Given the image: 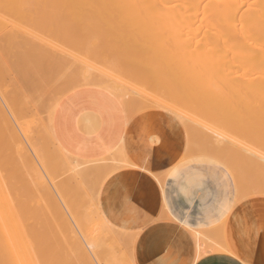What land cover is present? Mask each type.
I'll use <instances>...</instances> for the list:
<instances>
[{
  "label": "bare ground",
  "instance_id": "bare-ground-1",
  "mask_svg": "<svg viewBox=\"0 0 264 264\" xmlns=\"http://www.w3.org/2000/svg\"><path fill=\"white\" fill-rule=\"evenodd\" d=\"M88 23H93V26ZM84 24L91 26V29L97 25L98 28L95 29H100L101 33L103 29L107 31L109 28L107 31L109 34L103 31L106 33L103 34V37L105 35L108 40L104 39L105 42H103L104 40L101 41L103 37L100 38V43L105 45H109L106 41L110 42L111 38L117 35L112 33L116 29H122L125 32L115 31V33L124 34L122 36L125 41L128 37L126 36L128 35L126 29L132 31L129 35L139 34L138 36L142 37L143 34L146 39L144 37L142 39L146 43L143 42L144 40L141 41L146 44V47L140 44L138 39L135 42L145 48V52L143 50L142 52L149 64L144 65V67H149V69L146 67V73L149 70L151 75L157 76L155 78L158 80H153L155 86L161 85L168 91L171 89L180 94L181 97L177 101L184 103L182 105L181 102L180 105L178 102L180 109L187 104L196 114V117L190 121L191 116L189 115L191 113L186 111L189 108L186 107L187 105L185 106L183 116L186 120L183 129L185 137L190 138V141L188 140V142V138L186 139L188 142L186 144L189 146L186 145L187 148L185 147L186 153L184 152L183 160L202 156L223 163L236 182L239 201L257 194L264 195V156H262L264 154V0H0V264H120V262L127 264V261L128 264H135L132 254L129 259L122 257L123 255L116 256L118 254L116 252L119 250L117 247L118 250L114 251L120 240L128 241L131 245V235L111 224L102 214V210L100 211L101 208L99 209V194L103 182L119 168L130 165V160L124 152L118 153L114 150V154L112 151V154L109 153L111 158L109 155L108 158L110 159L107 158L110 161L112 159V162L110 164L108 161L104 162L109 165L99 163L101 161L98 160L99 158H78L60 146L53 132V115L64 92L67 94L69 91L79 89H93L114 95L116 92H120L119 87H122L127 81L121 80V77L124 78L128 75L129 70L126 68V71L121 66L126 72L122 70L125 76L124 74L120 76L119 72L121 71L117 70L119 74H116L117 67L113 64L111 66L116 67V69L113 68L115 72L111 69L108 70V73L106 69L104 70L107 66L103 65L104 68L101 69L107 75L103 76L99 66V70H93L96 71L94 74L100 72L97 73L98 75L96 74L98 77L93 75L91 79L87 74H93L92 71L89 72L93 66L89 67V71L85 67L88 71V73L85 72L87 74L71 71L73 69L69 71L64 69L65 57L60 56L64 51H67L68 55H72V53L67 47L66 50L62 51L65 45L63 42L71 46L70 42L77 38V36L72 37L75 35L73 31L80 25L85 28ZM103 26L105 27L103 28ZM79 28L77 30L82 33V29ZM143 30L144 33H142ZM89 31L85 36L91 33V30ZM94 32L92 31L96 38L98 32L96 30ZM83 33L85 34V32ZM77 35L83 36V34ZM136 35L135 38L134 36L128 38L136 40L138 37ZM91 36L93 35L91 34ZM80 37L79 39L82 40ZM95 38H92L93 41ZM118 39L116 42L117 39L114 41L113 38L112 46L116 45L115 42L118 43L122 40L121 37ZM128 40L127 42H130ZM58 42L59 44L62 42L60 45H64L61 47ZM94 42H97V38ZM122 42L124 43L123 40ZM127 42L122 43V45L126 46ZM131 42L135 44L133 41ZM120 43L118 47L121 45ZM129 44L131 43H128L126 47L124 46V49L121 47L120 50L129 52L130 50H127L130 47ZM56 46H60L62 49L59 48L58 50ZM81 46L83 45L78 46V48ZM114 47L116 48L117 45ZM136 47H134L135 49L132 47L134 52L141 48ZM58 51L60 53L62 51V53L60 54ZM134 52L132 54L140 57L139 52H135L136 54ZM124 53L121 54L124 55ZM101 54H104L103 56L108 60L109 54L112 53L106 52L108 57H106L105 52ZM129 54L126 52L127 60L129 57L137 58V56L132 57ZM65 55L67 54L64 53ZM85 55L86 61L83 60V63L85 61L87 64L90 60H87V53ZM113 55L115 56V53L111 57ZM126 56H122L125 63H127V60L125 61ZM72 57L74 56L72 55ZM119 57L118 60L121 59ZM101 58L104 59V57ZM141 58L140 60L138 58L132 59L133 61L129 62L135 64L138 63L135 61L139 60V67L141 66ZM70 59L71 65L75 59ZM78 59L80 60V57ZM92 59L91 57V61ZM76 60L75 63L80 62L81 66V61L77 60L76 62ZM97 60H95L96 63ZM93 62L89 66L96 64ZM119 66L118 64V68ZM80 68L82 69V67ZM85 68H83V72ZM134 68L132 67V69ZM135 70V77H138ZM140 70L144 71V69ZM110 72H114L117 76L114 74L116 76L114 77ZM109 74L111 76H108ZM131 74L133 75V73ZM131 74L129 73V75ZM140 74L142 73L140 72ZM79 75H81L80 78H83V80L81 79L83 82H80ZM129 75L126 77L133 79L134 76ZM118 76L120 79L117 78ZM146 76L149 78V75ZM126 77L124 80L128 79ZM149 79L152 80V78ZM149 79L143 81L148 84ZM77 80L78 82L74 83ZM140 82L138 83L140 84ZM128 83L130 85L132 82ZM133 85L136 86L137 83ZM126 86H123L124 91ZM116 89L118 90L116 91ZM127 90L125 92L121 90L122 94L127 93ZM40 92H48L49 95L50 93L52 95L53 92L60 94L53 93V96H44ZM119 92L118 95L121 94ZM128 93L117 97L126 99L125 102L128 103L127 107L129 108L126 109L129 112L127 118L129 119L137 114L138 111L133 112V108L141 103L138 101L141 99L136 98L138 103L133 101L136 103L134 104L128 98H135L132 96L135 93L130 94V91ZM125 95L130 96L127 98ZM146 96L149 95L146 94ZM41 97L45 101L42 100L41 102ZM152 98L159 99L158 96L156 99L154 95ZM122 99L119 100L120 103L123 102ZM125 102L122 103L125 106L123 107L124 111H126ZM147 102L145 100L142 102L143 104L141 103L143 111L146 108L151 111L150 108L154 104L159 105L160 101H156L158 103L150 104V106L146 104ZM39 103H42L41 106H38ZM129 103L131 104L129 105ZM170 103H160V105ZM43 104L48 107H42ZM170 105L167 106L170 107ZM41 107L44 110L45 108L46 110L51 109L53 112L49 115L52 112L47 113L43 110L51 116V122H48L47 127H44L45 133H41L43 130H40L38 126L43 124H39L36 116L37 110ZM49 107L50 109H47ZM139 107L141 109V106ZM140 109L137 108L139 112H141ZM157 109L165 111L160 107ZM128 110L133 112V115ZM168 110L170 111V109ZM171 110L175 111V109ZM186 112H189V115ZM41 113L42 111H40ZM187 116L189 117L187 118ZM81 117L84 116L79 118L81 119ZM91 123L93 125L94 122L91 121ZM82 131L84 130L82 129ZM20 134H24L22 136H27L34 141L29 142L30 139L25 137L35 152L32 154L35 157L38 156L40 165L36 164L38 161L34 163L35 158H33L35 160L31 159L29 154L32 149L26 148L27 145L24 146L25 138L23 137L22 141ZM28 149L31 150L27 151ZM122 153L127 160L120 159ZM32 154L31 156H33ZM115 156H118L120 161H125L119 163L118 157L116 159ZM7 157L12 158L10 170L8 167L11 165L9 166L10 161L8 159L7 162ZM103 158L106 159V156L102 157L104 161ZM97 160L98 163H96ZM41 167H43L44 173L39 169ZM239 171L243 174H249L255 179L250 182L243 181L239 176ZM58 173L60 175L58 178H64L59 179L61 181L56 188L55 185L57 184L53 183H56L55 179ZM45 175L51 178L46 180L48 178ZM156 177L161 180L160 176L156 175ZM59 180L57 179V181ZM48 181L57 189L58 196L54 195L57 193H54L53 190L55 189L50 188L52 185H49L50 182L48 183ZM8 187L11 190H8V193L11 192L9 194L12 196L7 193ZM87 194L89 198L86 197ZM55 197L60 199L57 200ZM85 199H92L93 206L90 205L93 208L88 207L87 209L83 205ZM88 201L90 200L85 201L86 204L89 203ZM63 206L67 211L63 209ZM29 218L31 221L33 218L34 223L32 222L31 228H29L31 223L27 226L29 228L27 231L23 228V224L24 222H31L28 221ZM7 222L11 223V227L8 226L10 224L7 225ZM220 234L219 236H221ZM107 241L111 242V249L116 243L112 251L115 253V259L112 257L114 253L111 254V250L108 251L110 248L106 247L109 246ZM109 255L112 257L111 260ZM125 258L127 259L124 260ZM117 259L119 262L112 261H117Z\"/></svg>",
  "mask_w": 264,
  "mask_h": 264
},
{
  "label": "crops",
  "instance_id": "crops-1",
  "mask_svg": "<svg viewBox=\"0 0 264 264\" xmlns=\"http://www.w3.org/2000/svg\"><path fill=\"white\" fill-rule=\"evenodd\" d=\"M108 99L93 89L69 93L56 107L53 132L82 159L123 147L130 165L103 182L99 209L133 237L135 263L264 264V195L237 202L222 165L184 162L185 132L173 115L151 110L128 119L119 105L109 110ZM221 225L228 250L203 246L198 233L212 236Z\"/></svg>",
  "mask_w": 264,
  "mask_h": 264
},
{
  "label": "rangeland",
  "instance_id": "rangeland-1",
  "mask_svg": "<svg viewBox=\"0 0 264 264\" xmlns=\"http://www.w3.org/2000/svg\"><path fill=\"white\" fill-rule=\"evenodd\" d=\"M89 15H90V14H89ZM89 15H88V16H89ZM90 16H91V15H90ZM93 16H94V14H93ZM88 24H89V23H88ZM88 24H86V25L84 24V27L86 28V30H85V28L81 27L82 25L79 26V27H81V28L78 27L79 29H82V33H81V31L77 30L78 28H76V29L73 31V32H75V35H74V33H73L74 36H72V37L75 38V37L77 36V38H75L72 42H70L71 46H70L69 44H66L65 42H63L66 46L63 44L64 47H63V49H62L61 47H62L63 45H60V44H62V42H60V44H59V42H58V45H60L61 47H60V46H56V47H57L56 49L59 50V48H60V49H62V51H64V50H66V47H67V49L70 51V53H72V55L74 56V57H72V55H71L70 53H69L70 55H68V52H67V51H64V53L68 55V58H66L67 55L64 56V53H62V51H61V53H62L63 55L58 51V52L61 54L60 57H62V58L65 57V58H66V59L64 58V61H66V62H65L66 65H65V68H64V69H67L68 71L71 70V69H73V70H71V71H73V72H74V71H75V72L78 71V73H80V72H81V73H85V72L88 73V71H89V67L91 68V67L93 66V67L90 69V71H89V72L92 71L93 74L91 73V75H90V73H88V74L85 73V74H87V75L89 76V79H91V76L96 75L97 73H100V72L98 71V70H99V66H100V69H101V68H104V66H105V67L107 66V68H108V67L111 66V64H113V65H115V66L117 67V69H116L115 66L112 65V66H111L112 68H111V67L108 68V69H107V68H104V70L106 69V71L108 72V70L110 71V70L112 69L111 71H114V72H115L114 69H116V74H119V73H120V74H119L120 76L123 75V74H124V76H125V73H124L123 71H125L126 68H127V69L129 70V71H128V75H129V73H130V74L133 73V75H132V74H131V75L134 76V77H133V79H132V77H129V78H128V77H126V76H128V75H126L125 77L128 78V79H125V80H124L125 77H124V78L121 77V80H122V79H123V81H126V80H127L126 82H124V83H125L124 85H125V86H126V85L128 86V87L126 86L125 91H126L127 89H129V90H127V93H124V94H129V93H128L129 91H130V94H131V93H135V94H132V96H134L135 98H130V97H129L130 95H128V96L125 95L127 98L129 97L128 100L131 99V102H133V101L136 102L135 99H136V98H137V99L140 98L141 100H138L139 103H140V102L142 103L143 101L147 100L148 102L150 101L149 103H148V102L146 103V104H148L149 106H150V104L153 105L154 103H158V102H156V101H160V102H159V105L156 104V105H158L157 107H160L162 110H165L164 112H167V113L173 115L174 117H175L176 114H177V117H175V118H177V119L179 118V120H180L179 122H181V125H182V127H183V125L185 124V120H186L185 116H183V113L185 112L184 109H185V106H186L187 104H186L185 106L181 107V109H180L179 106H180L181 104H182V105L184 104L181 100H180V101H181L182 103L179 102V101H177V100L180 99V97H181V96H179L180 94H178L177 92L172 91L171 89L168 91V89H166L165 87H162L159 83H156V84H157V85H160V86H155V84H154L155 81H153V80H154V79L156 80L155 77H157V76H156V75L153 76V74L151 75V74H150L151 72H150L149 70H148V72H147L148 74L146 73V67H147V69H149V67H148V66L144 67V65H145L146 63H147L146 65H149V64H148V62L146 61L147 58L145 59V57H144V55H143V52H142V50L145 52V50H144L145 48H144V47H146V46H145V45H146V44H145L146 42H145L144 39H146V37H144L143 34H142V37H144V39H142V37H139V36H138L139 34H138V35H136V34L129 35V33H132V31L130 32L129 29H126V28H125V29H126L125 31H126V32L128 31V33H127L128 35L125 34L126 36H128V37H132V36H134V38H135V35H136V37L138 36V37L136 38V40H135V39H134V40H133V39H130V38H128V37L125 36V37H126V41H125V39H123L124 34L115 33V31H118V30H119V32H120V30H121L122 33H125L124 31H122V29H118V30L116 29V30L113 31V29L111 28V30L113 31L112 33H113V34H117L116 36H113L114 41H115V39H117V40H116V42H117V41L119 40L118 38L121 37V39L124 41V43L127 42L128 39L130 40V42H127L126 46L128 45V43L133 44L131 41H133V42L135 43V44H133V45L129 44L130 47H129L127 50H130V51H129V52L126 51L127 54H129V53L131 52V53L129 54V56H130V55H132V57L137 56V55L132 54V52H134V50H132V47H133V49H135L134 47H136V45H137L136 48H138V46L141 47L140 44L144 45V47H141V48H138V50H137V49L135 50V52H139V53H140V54L137 53V54L140 55V57L137 56V58H138L139 60H140L141 57H142V58L144 57L143 60H142V58H141V61H140V62H141V63H140L141 66L138 67L139 60H136L135 62H138V63H135V64L129 62V61H133V60H135V59H137V58H131V57L128 56L129 58H128V60H127L126 52L123 50L126 46L124 45V46H125V47H124V46L122 45V43H123L122 40H120L118 43H116V42L114 43V44H116L117 47H118V44H119L120 42H122V43H120L121 45L118 47L117 50H116L117 47H116V48H115V47L113 48V46H116V45H113V46H112V44H113L112 42H114V41H112L113 38H111V39H112V40H111L112 42L110 41L111 44H110V42H107V41H106V43H109V45H108V44L105 45V44L103 43V42H105L104 39L108 40L107 38H105V35H104V37H103V34H106V33L109 34V32H107V31L109 30V28L107 29V31L103 29V31H106V33H105V32L103 33V31H102V33H101L100 29H98L100 32H99L97 29H95V28H98L97 25H96L97 27L94 26V29H91V28H92L91 26H93V25H92L93 23H92V24H91V23L89 24V25H91V26H89ZM86 26H87L88 28H87ZM100 26H101V24H100ZM101 27H102V26H101ZM104 27H105V26H103V28H104ZM106 28H107V27H106ZM89 30H91V33H88L87 36H85L86 33H87ZM95 30H96V32H98V33L96 34L97 42H94L96 38L94 37L95 35L92 33V31L94 32ZM101 30H102V29H101ZM111 30H110V31H111ZM141 30H142V29H141ZM144 30H145V29H144ZM144 30H143L142 33H144ZM76 31H77V32L79 31V32L77 33ZM138 31H140V30H138ZM83 32H85V34H84ZM89 32H90V31H89ZM121 32H120V33H121ZM134 32H135V31H134ZM134 32H133V33H134ZM145 32H146V31H145ZM76 33H77V34H83V36L81 35V37H80V35H77ZM94 33H95V32H94ZM100 33H101V34H100ZM112 33L110 32L111 35H112ZM139 33H140V32H139ZM146 33H147V32H146ZM91 34H92L93 36H91ZM98 34H100V35H98ZM118 34H119L120 36H119ZM88 35H89V36H88ZM97 35H98V36H97ZM111 35H110V37H112ZM122 35H123V36H122ZM140 35H141V34H140ZM144 35H145V34H144ZM99 36H101V37H99ZM145 36H147V34H146ZM79 37H80L83 41L80 40ZM82 37H83V38H82ZM85 37H87V38H85ZM98 37H99V39H98ZM102 37H103V39H102ZM108 37H109V36H108ZM116 37H117V38H116ZM125 37H124V38H125ZM92 38H95L94 41H93ZM100 38L102 39L101 41L104 40V41L102 42L104 45L100 43ZM132 38H133V37H132ZM137 39L139 40L140 44H139L138 42H135V41H137ZM147 39H148V38H147ZM76 40H77V41H76ZM85 40H86V41L89 40V41L86 42ZM129 40H128V41H129ZM141 40H144L143 42H145V43L143 44V42H142ZM91 42H92V43H91ZM75 43H76V45H75ZM89 43H90V44H89ZM94 43H95V44H94ZM124 43H123V44H124ZM136 43H137V44H136ZM72 44H73V46H72ZM93 44H94V47H95V45L97 44L96 47H95V49H94V47L92 46ZM99 44H100V45H99ZM80 45H83V46H81L82 48H81V47L78 48V46H80ZM110 45H111L112 49H110V48H111V47H109ZM68 46H69V47H68ZM84 46H85V47H84ZM89 46H91V47H89ZM103 46H104V47H103ZM107 46L109 47L110 52H111L112 54L115 53V56L113 55V57H111L112 54H109V57H108V54L106 55V52L110 53V52H109V49H108ZM131 46H132V47H131ZM70 47H71V48H70ZM105 47H107V48H105ZM121 47H123V49H122L123 51L120 50ZM85 48H86V49L88 48V49H87L88 51H87ZM75 49H76V50H75ZM84 49H85V50H84ZM96 49H100V50H96ZM105 49L108 50V51H106ZM114 49H115V50H114ZM73 50H74V52H73ZM77 50H78V51H77ZM81 50H82V51H81ZM119 50L121 51L120 54H119ZM125 50H126V49H125ZM89 51H90V52H89ZM101 51H102V52H105V55H106V57H108V60H106L107 58L105 59V56H103L104 54H103V55L101 54V53H102ZM112 51H113V52H112ZM115 51H116V52L118 51V52L116 53ZM66 52H67V53H66ZM75 52H77V53H75ZM82 52H83V54H82ZM91 52H92V53H91ZM124 52H125V53H124ZM135 52H134V53H135ZM73 53H74V54H73ZM80 53H81V55H80ZM84 53H85V54L87 53V57H88V58H87V57H86V58H87V60H90V61H88L87 64L85 63V61H86V60H85V56H86V55H85ZM98 53H99V54H98ZM121 53H124V55L121 54ZM78 54H79V55H78ZM93 54H95V55H93ZM118 54H119V55H118ZM135 54H136V53H135ZM141 54H142V55H141ZM84 55H85V56H84ZM90 55H91V56H90ZM92 55H93V56H92ZM98 55H99V57H98ZM116 55H117L118 57H119V56L121 57V59H122L121 62H122V63L120 62L121 59L118 60V57H117ZM76 56H78V57L76 58ZM83 56H84V57H83ZM89 56H90V57H89ZM122 56H123V57L126 56L125 61L127 60V61H126L127 63H125V62L123 61L124 59H123ZM79 57H80V60L78 59ZM81 57H83L82 60H81ZM91 57L93 58L92 61H91ZM94 57H95V59H94ZM101 57H104V59L101 58ZM120 57H119V58H120ZM70 58H72L73 60L76 58L77 60L81 61V64H82V65L80 66V62H77V60L75 59L77 63H75V60H74L73 63L71 64V65H72V66H71V65H70L71 61H69V60H71ZM89 58H90V59H89ZM111 58H112V59H111ZM115 58H116V59H115ZM97 59H98V60H97ZM99 59H100V60L102 59V61H100ZM132 59H133V60H132ZM83 60H85L84 63H83ZM95 60H97V63H96ZM110 60H111V61H110ZM116 60H117V61H116ZM144 60H145L146 62H145ZM93 61H94V62H93ZM104 61H105L106 63H105ZM108 61H109V62H108ZM90 62H91V63H90ZM92 62H93V63H96L97 65L99 64V65H98V68L96 67V66H97L96 64H93V65H90V66H89V64H92ZM98 62H99V63H98ZM107 62L109 63V65H108ZM123 62H124L125 65L123 64ZM142 62H143V63H142ZM144 62H145V63H144ZM68 63H69V64H68ZM101 63H102V65H101ZM104 63H105V64H104ZM115 63H116V64H115ZM74 64H76V65H74ZM83 64H86V65H83ZM118 64L120 65L119 68H118ZM131 64H132V66H131ZM67 65H68V66H67ZM73 65H74V67H73ZM95 65H96V66H95ZM103 65H104V66H103ZM135 65H136L137 67H136ZM76 66H77V67H76ZM83 66H84V67H83ZM87 66H88V67H87ZM101 66H102V67H101ZM121 66H123L125 70L122 69ZM126 66H127V67H126ZM128 66H129V67H128ZM130 66H131V67H130ZM134 66H135V68H134ZM80 67H82V69H81ZM85 67L88 69V71H87V69H86ZM114 67H115V68H114ZM132 67H133L134 69H132ZM141 67H143V68H141ZM74 68H75L76 70H75ZM83 68H85V69H84V70H85L84 72H83ZM113 68H114V69H113ZM130 68L132 69V71H131ZM96 69H98V70H97L98 72H97L96 74H94L96 71L94 72L93 70H96ZM119 69H121V70H119ZM135 69H138V70H137L138 72H137ZM140 69H144V71H143V70L141 71ZM79 70H80V71H79ZM117 70H118V71H121L122 74H121V72L117 73V72H118ZM122 70H123V71H122ZM134 70L136 71V73H138V74H137L138 77H135V74H134L135 72H134ZM100 71H101V74L103 73V74H102L103 76H107V75L102 71V69H101ZM126 71H127V70H126ZM126 71H125V72H126ZM130 71H131V72H130ZM139 71H140L144 76H143L142 74H140ZM114 72H110V73H112L111 75H114V74H115ZM70 73H71V72H70ZM108 73H109V72H108ZM108 73H107V74H108ZM104 74H105V75H104ZM116 74H115V75H116ZM139 74H140V75H139ZM145 74H146V75H149V78H152V80L149 79ZM97 75H98V74H97ZM97 75H96V76H97ZM99 75H100V74H99ZM111 75L109 74L108 76H111ZM115 75H114V77L117 76V75H116V76H115ZM131 75H129V76H131ZM80 76H81V75H79V79H80V82H81V81L83 80V78H82V77L80 78ZM120 76H118L117 78L120 79ZM141 76H142V77H141ZM83 77H84V76H83ZM85 77H86V76H85ZM97 77H98V76H97ZM99 77H101V75H100ZM144 77H146V79H144ZM138 78H139V80H138ZM75 79H76V78H75ZM81 79H82V80H81ZM86 79H87V77H86ZM129 79H132V80H129ZM147 79H149V83H150V81H152V82H151L150 84H149V83L147 84V83L145 82V81H147ZM134 80H135V81H134ZM143 80H145V81H143ZM157 80H158V79H157ZM157 80H156V81H157ZM136 81H137V82H136ZM139 81H141L140 84L138 83ZM75 82L77 83L78 80H77V81H74V83H75ZM82 82H83V81H82ZM128 82H132V83H130V85H129ZM133 82H134V83H133ZM158 82H159V81H158ZM127 83H128V84H127ZM136 83H137V85H139V86H137V85H136V86L133 85V84H136ZM152 83H153V84H152ZM131 84H132V86H131ZM124 85H122V87H119L120 92H121V90H123V92H125L124 89H123V86H124ZM140 85H142V86H140ZM129 86H131V87H129ZM134 86H135L136 88H135ZM133 88H135L134 90H136V89H138V90L134 92ZM139 88H141V89H139ZM142 88H143L144 90H143ZM117 90H118V89H116V91H117ZM141 90H143L142 92H144V94H141V93H142ZM95 91H97V90H95ZM71 92H73V91H69V92H67V94H66L65 92H64V93L61 92V93H63V95H61V96H62V99H63L65 96H67L69 93H71ZM97 92H99L100 94H104V93L101 92V91H97ZM118 92H119V91H118ZM118 92H116V94H117ZM120 92H119V93H120ZM140 92H141V93H140ZM40 93H42V92H40ZM40 93H39V94H40ZM45 93H46V95H45ZM53 93H54V92H53ZM53 93H52V95H51V93H50V95L53 96ZM42 94H44V96H48V95H49L48 92H44V93H42ZM54 94L57 95V94H60V93H59V92H57V93L55 92ZM116 94L113 95L112 93H108L109 98H111V99H108V103H107V106H108L109 110H112L114 107H116V106H118V105L121 106L122 108L125 107V106H123L122 103L125 102L126 99L123 100L122 98L117 97V96H121L122 92H121L120 95H118V94L116 95ZM124 94H122V96H123ZM137 94H138L139 96H138ZM146 94L149 95V96H146ZM50 95H49V96H50ZM115 95H116V97H117L118 99L115 97ZM150 95H152V96H150ZM153 95H154V97H156V99H157V96H158L159 99H158V100H155V98H152ZM40 96H41V95H40ZM40 96H39V97H40ZM44 96L42 95V97L46 99V97H44ZM144 96H146V97H144ZM42 97H41V98H42ZM54 97H55V95H54ZM56 97H57V96H56ZM58 97H60V96H58ZM143 97H144V100H143ZM172 97H174V98H173V100L171 101V98H172ZM43 98L41 99V102H42V100H44ZM48 98H49V97H48ZM60 98H61V97H60ZM119 98H120V99H119ZM62 99H61V100H62ZM121 99L123 100V102L121 101V103H120L119 100H121ZM132 99H134V100H132ZM103 100H104V99H103ZM128 100H127V101H128ZM163 100H164V101H163ZM44 101H45V100H44ZM138 101H137L136 103H138ZM154 101H155V102H154ZM161 101H162V102H161ZM128 102H129V101H128ZM135 102H133V103L136 104ZM151 102H152V103H151ZM166 102H171L172 104H171V103H170V104H171L172 106H174L175 108H173L170 104H161V105H160V103H166ZM178 102H179V104H180V103H181V104L179 105ZM141 103H140V104H137V105H135V106L132 104V105L135 107V108H133V109L135 110V111L133 110V112L138 111L137 114H135V116L138 115V114H141V113H143V112H147V110L150 111L149 108H148V109L146 108L147 110L145 109V110L143 111V110H142V105H141ZM41 104H42V103H39L38 106H41ZM121 104H122V105H121ZM124 104H126V108H125V110H126V109H129V108L127 107V106H128V105H127L128 103L125 102ZM130 104H131V103H129V105H130ZM142 104H143V103H142ZM146 104H145V105H146ZM43 105H44V106H43ZM43 105H42V107H45V106L48 107V106L45 105V104H43ZM112 105H113L114 107H112ZM132 105H131V106H132ZM145 105H143V106H145ZM148 105H147V106H148ZM156 105L154 104V106H156ZM162 105H166V106H162ZM167 105H170V107L167 106ZM136 106H137V107H136ZM139 106H141V109H140ZM154 106L152 107L153 109H152V108H150V109H151V110H158V109H159V108L157 109V107H154ZM36 107H37V106H36ZM42 107H41L42 110L39 108L40 111H42L41 114H40V111L38 112V110H39L38 108H35V109H38L37 112H36L35 109H34V110H35V112H36V114H37V115H36V114H35V115H36L37 118H38L39 124H43V125H39L38 127H39L40 130H43V131H41V133H45V132H46V131H45L46 129H45L44 127H47L48 122H51V116H49V115L53 114V112H52V110L50 109V107L47 108V109H50V110H46V108H45V110H44V108H42ZM162 107H163V108H162ZM165 107H167V108H165ZM186 107H188L189 109H191L188 105H187ZM137 108L140 109L141 112H139V110H137ZM143 108H145V107H143ZM178 108H179V109H178ZM188 108H187V109H188ZM166 109H167V110H166ZM168 109H170V111H169ZM171 109H175L176 112H175V111H172ZM189 109L186 110V111H190L191 115H189V112H188V113L186 112V114H188L189 116H191L189 120L192 121L191 119H194V118L196 117V114H195V111H194V110H192V109L189 110ZM43 110H44L45 112H47V113H48V112H49V113L52 112V113H50V114L48 115V114L45 113ZM123 110H124V109H123ZM130 110H132V107H130ZM130 110H128V111H130ZM181 110H182V112H181ZM171 111H172V112H175L176 114H175V113H172ZM43 112H44V113H43ZM124 112L127 113L126 117L129 116V115H128L129 112H127V110L124 111ZM133 112L130 111V113H132V115H133ZM170 112H171V113H170ZM38 113H39L40 115H39ZM126 113H125V114H126ZM174 114H175V115H174ZM186 114H184V115H186ZM38 115H39V116H38ZM44 115H47V116L44 117ZM130 115H131V114H130ZM53 116H54V115H53ZM135 116L133 115V117H135ZM189 116H187V118H188ZM41 117H43V118H45V119H43V118H41ZM133 117H130V118H133ZM47 118H50V119L47 120ZM130 118H129V119H130ZM187 120H188V119H187ZM46 123H47V124H46ZM186 123H187V122H186ZM42 127H43V128H42ZM44 129H45V130H44ZM40 130H39V131H40ZM44 131H45V132H44ZM22 135H24V134H22ZM22 135L20 134V136H22ZM23 137L25 138V137H27V136H22V137H21V140H22V141H23ZM27 138H28V137H27ZM187 138H188V137H187ZM187 138H186V139H187ZM28 139H30V138H28ZM40 139H41V138H40ZM189 139H190V138H188L187 141H188ZM26 140H27V139L25 138L24 141H23V142H24L23 144H24V146L27 145V146H25L26 148H29V147H30L29 144L31 145V143H28V140H27V141H26ZM31 141H33V140L30 139L29 142H31ZM35 141H36V140H35ZM189 141H190V140H189ZM189 141H188V142H189ZM25 142H27V143L25 144ZM33 142H34V141H33ZM188 142H186V143H188ZM41 144H42V143H41ZM186 145H187V144H186ZM38 146H40V145L38 144ZM38 146H37V147H38ZM187 146H189V145H187ZM35 147H36V146H35ZM42 147H43V146H42ZM121 147H122V146H120V148H121ZM30 148H31V147H30ZM43 148H44V147H43ZM43 148H42V150H43ZM120 148H116V150L114 149V152L118 151V153H119V152L121 151V152H124V153H125L124 149H120ZM122 148H123V147H122ZM186 148H187V147H186ZM31 149H32V148H31ZM31 149H28L27 151H30ZM44 149H45V148H44ZM117 149H118V150H117ZM122 150H123V151H122ZM185 151H186V149H185ZM30 152H31V153H30L29 155H30L31 159L35 158L36 160H35V159H33V160H35L34 163H36V161H38V158H37L38 156H37V154H36L37 157H35V155H34L35 152L33 151V149H32ZM32 152H34V154H32ZM40 152H41V150H40ZM112 152H113V150H112ZM112 152H111L110 154H112ZM114 152H113V154H114ZM28 153H29V152H28ZM38 153H39V152H38ZM46 153H47V151H46ZM118 153H116V154H118ZM124 153L121 154V157H124V158H121V157H120V159H125V156L127 157L126 153H125V156H123ZM185 153H186V152H185ZM263 153H264V151H263ZM31 154H32L34 157L31 156ZM43 154H44V150H43ZM110 154H108L109 157H110ZM44 155H45V154H44ZM108 155H106V159L108 158ZM41 156H42V155H41ZM118 156H120V155L118 154ZM118 156H117V157H118ZM262 156H264V154H262ZM112 157H113V156H112ZM115 157H116V156H115ZM115 157L113 158V163H114ZM117 157H116V159H117ZM110 158H111V157H110ZM110 158H108V159H110ZM127 158H128V157H127ZM8 159H9V158L7 157V162H8ZM11 159H12V158L10 157V159H9V161H10L9 166H10L11 163H12ZM103 159H105V158H103ZM106 159L103 161L102 158H99L98 160H101L99 163H103V164H105V163H104L105 161H108L109 164H110V162H112V159H111V161L108 160V159L106 160ZM120 159H119V157H118L119 163H121L122 161L127 160V159H125V160H121V161H120ZM98 160H97V162H96V161H95V162L98 163ZM118 160H117V161H118ZM192 160H201V161H206V162H213L214 164H215V163H218V164L222 165V166L227 170V172L230 174L231 178L233 179L234 186H235V191H236V197H235V200H236L237 202H240V201H241V200L239 201V200L237 199V198H238V192H237L238 190H237L236 182H235V180H234L232 174H231L230 171L228 170V168H227L223 163H221V162H219V161H217V160H215V159H213V158L202 157V156H200V157L189 158V159H186V160H183V161H184V162H189V161H192ZM93 161H94V160H93ZM39 162H40V161H38L36 164L40 165L41 163H39ZM93 163H94V162H93ZM115 163H116V161H115ZM109 164L107 163V164H105V165H109ZM7 165H8V163L6 164V166H7ZM98 165H99V164H98ZM101 165H102V164H101ZM41 166H42V165H41ZM103 166H104V165H103ZM11 167H12V165H11L10 167H8V170H10ZM6 168H7V167H6ZM39 169L42 170L43 167H41V168H39ZM42 172L44 173L43 170H42ZM45 174H47V173L45 172ZM60 174H61V173H60ZM64 174H66V173H64ZM45 176L47 177V175H45ZM56 176H57V177H56ZM56 176H55V177H56V179H55V180H56V183L54 182L53 184H57V185H55L56 188H57V187H58V183L61 181V180H59V179H63L64 177H63V178H60V177L58 178V176H60L59 173H58V175L56 174ZM61 176H63V174H61ZM239 176H240V178H241L243 181L246 180V182H250L251 180H254V179H255L253 176L251 177L249 174H243V173L240 172V171H239ZM47 178H48V179H46V180H49L51 177H50V178L47 177ZM57 179H58L59 181H57ZM51 180H52V179H51ZM51 180H50V181H51ZM53 180H54V178H53ZM55 180H54V181H55ZM259 180H261V179L259 178ZM50 181H48V183H49ZM261 181L263 182V180H261ZM252 183H253V181H252ZM50 184L52 185L51 182L49 183V185H50ZM8 185H9V184H8ZM10 187H11V186H10ZM51 187H52L53 189H55V187H53V185L50 186V188H51ZM53 189H52V190H53ZM8 190H9V187L7 188V193H8ZM56 190H57V189L53 190L54 193L56 192ZM9 191H11V190H9ZM53 191H52V192H53ZM9 193H11V192H9ZM9 193H8V194H9ZM56 193H57V192H56ZM10 195H11V194H9V196H10ZM54 195H57V196H58V193H57V194H54ZM259 195H263V194H257L256 196H259ZM11 196H12V195H11ZM88 196H89V195L87 194L86 197H88ZM253 197H254V196H253ZM55 198H57V197H55ZM58 198H59V197H58ZM58 198H57V200L60 199V198H59V199H58ZM88 198H89V197H88ZM245 199H246V198H245ZM87 200H90V201H88V202H89V203H88L89 206H88V204H86V202H85V201H87ZM91 200H92V199H85V200L83 201V205H84L85 207H87V209H88V207H89V208H93V207H91V205H90V204L93 203ZM243 200H244V199H243ZM60 201H61V200H60ZM91 202H92V203H91ZM59 204H60V203H59ZM85 204H86V205H85ZM92 206H93V204H92ZM61 207H62V202H61ZM85 207H84V208H85ZM63 209H64V206H63ZM64 210L67 211L66 209H64ZM23 213H25V212H23ZM68 214H69V213H68ZM68 214H67V215H68ZM7 217L10 218L9 216H7ZM7 217H6V218H7ZM68 217H69V216H68ZM8 218H7V219H8ZM69 218H70V217H69ZM70 219H71V218H70ZM8 220H9V219H8ZM28 221H31V219L29 218ZM8 222H9V221H8ZM8 222H7V225L10 224V225H8V226L11 227V223H8ZM32 222H33V218H32V221H31V222H28V223H27V222H24V224H23V228H24L25 230L28 231L29 228H31V227H32V224L34 223V222H33V223H32ZM25 223H26V224H25ZM30 223H31V225H30ZM27 224H28V225H27ZM72 224H74V223H72ZM24 225H25V226H24ZM29 225H30V227L28 228L27 226H29ZM26 227H27V229H26ZM219 231H221L220 233L223 232V228H222V226H218L217 228H215V229H214V233H213L212 236H211L210 234L207 235V234H200V233H199L200 237H201L202 240H203V243L205 244V245H203V246H210V247L212 246L213 248H217V250H219V251H223V252L227 251V248H226L227 246H226V243H225L224 233L220 234ZM124 233H125V232H124ZM127 234H128V233H127ZM219 234H220L221 236H219ZM131 237H132V236H131ZM221 239H222L223 242L221 241ZM121 241H122V242H121ZM109 242H110V241H107V242H106L107 245H109V246H106V247H109L110 249H108V251L111 250V254H113L114 252L112 253V251H113V249H114V245H116V243H115V244L113 243L114 245H113V248L111 249V245H112V244H111V242H110V243H109ZM112 242H113V241H112ZM116 242H118V241H116ZM120 242H121V243H120ZM120 242L117 243V246H115V249H114L115 252L119 249L118 252H116V253H118V254H116V256H118V255H121V256H122V255H123L122 257H128V258L130 259V255L132 254V258H133V260H134V262H135V259H134V256H133V237H132V243H131V245H129L128 241L120 240ZM119 243H120V246H118ZM222 243H224V244H222ZM122 244H123V245H122ZM224 246H225V247H224ZM116 247H117L118 249H117ZM121 248H122V249H121ZM129 248H130V251H129ZM120 250H121V251H120ZM108 253H110V252H108ZM108 253H107V254H108ZM129 253H130V254H129ZM128 255H129V256H128ZM109 256L111 257V255H109ZM110 257H109V258H110ZM112 257H113V259H115V253L112 255ZM112 257L110 258V260L112 259ZM122 257H121V258H122ZM106 258H107V257H106ZM106 258H105V259H106ZM116 258L121 259L120 257H116ZM119 259H117V261H116V260H112V261L119 262V261H118ZM126 259H127V258H125L124 260H126ZM110 260H109V261H110ZM112 261H111V263H112ZM120 261H121V260H120ZM95 262H96V261H95ZM104 262H105V261H104ZM126 263L128 264V261H127ZM130 263H131V262H130ZM104 264H105V263H104ZM107 264H108V263H107ZM115 264H116V263H115ZM120 264H122V263L120 262ZM124 264H125V263H124ZM135 264H136V263H135Z\"/></svg>",
  "mask_w": 264,
  "mask_h": 264
}]
</instances>
